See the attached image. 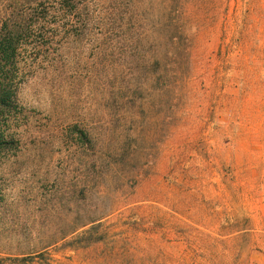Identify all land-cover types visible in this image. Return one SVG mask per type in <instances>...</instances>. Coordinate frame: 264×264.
I'll return each mask as SVG.
<instances>
[{
	"label": "rangeland",
	"instance_id": "374dc122",
	"mask_svg": "<svg viewBox=\"0 0 264 264\" xmlns=\"http://www.w3.org/2000/svg\"><path fill=\"white\" fill-rule=\"evenodd\" d=\"M92 2L99 13L109 0ZM181 23L192 55L175 93L155 89L145 110L154 157L97 243L72 235L38 248L73 207L71 125L99 129L113 110L87 70L90 46L27 74L24 147L3 176L18 233L0 239L19 235L27 257L15 264H264V0H184Z\"/></svg>",
	"mask_w": 264,
	"mask_h": 264
},
{
	"label": "trees",
	"instance_id": "16d2710c",
	"mask_svg": "<svg viewBox=\"0 0 264 264\" xmlns=\"http://www.w3.org/2000/svg\"><path fill=\"white\" fill-rule=\"evenodd\" d=\"M183 3L109 0L96 13L92 0H0L1 233H18L13 219L16 204L8 200L3 176L7 163L16 161L24 147L28 115L19 100L21 83L35 68L60 63L70 54V46L77 48L72 54L80 55L81 47L88 45L87 70L99 81L103 107L113 110L99 129L71 125L72 144L80 156L76 170L82 166L67 191L66 201L73 207L62 229L43 231L45 239L39 237L38 248L72 235L79 245L106 238L104 221L128 205L154 157L147 146L149 95L165 86L174 94L178 66L192 55V39L181 23ZM8 214L11 220L6 221ZM16 251L19 235L0 239V264L25 261L27 257L19 259Z\"/></svg>",
	"mask_w": 264,
	"mask_h": 264
}]
</instances>
